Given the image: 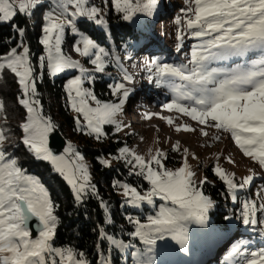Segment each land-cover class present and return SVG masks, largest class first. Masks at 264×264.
Listing matches in <instances>:
<instances>
[{
  "label": "snow or ice",
  "instance_id": "snow-or-ice-1",
  "mask_svg": "<svg viewBox=\"0 0 264 264\" xmlns=\"http://www.w3.org/2000/svg\"><path fill=\"white\" fill-rule=\"evenodd\" d=\"M103 4L107 7L109 0H103ZM184 4L186 7L180 10L182 15L174 18L178 26L176 50L182 49L186 36L198 42L192 45L190 54H186L187 62H166L158 57L146 61L143 69L146 79L172 94L170 102L163 104L165 110L216 129L217 135L213 139L217 141L223 133L230 134L244 156L264 169V0H184ZM47 6L50 10L44 16L39 39L46 55L39 57V63L52 77L67 70L79 71V75L69 79L65 86L71 109L79 114L76 117L77 130L103 141L108 136L105 125L115 126L116 132L130 127L121 117L135 92L131 86L135 83L133 74L124 67L117 52L102 46L78 26V22L86 20L108 28L104 8L90 0H55L54 4ZM159 6L160 0H111V8L124 21H132L138 14L151 17ZM44 7L43 0H0V23H11L18 14L31 17L37 9ZM13 27L19 37L25 36L26 28L15 24ZM67 31L73 34V51L89 60L93 66L91 70L64 50ZM131 58L130 54L124 57ZM234 58L243 62L227 66V62ZM109 66L117 68L122 76L120 81L108 85L116 100L102 101L85 84L94 82L97 73L107 74ZM5 72L13 75L19 90L17 102L26 110L19 124L22 131L20 143L36 160L52 166L53 172L70 185L76 202L83 204L90 196L98 197L89 166L76 147L69 142L62 154H56L49 147L50 134L58 125L44 113L37 90V80L42 76H37L30 59V48L23 39L16 47L0 53V90L5 83ZM156 115L159 114L146 113L145 117L151 119ZM160 118L169 125L174 124L172 117ZM6 122L7 106L0 95V264H92L87 254L76 247L55 245L60 224L56 214L59 204L53 201L40 179L28 174L18 158L8 151L6 145L12 142L15 146V138L5 127ZM175 130L195 132L197 129L184 124L177 125ZM200 131L204 136L209 135L203 128ZM172 150L180 152L179 141ZM189 155L185 148L182 165L176 169L166 166L169 156L162 149H157L155 154L150 151L146 160L145 156L125 146L113 158L125 161L129 175L142 177L151 185L142 194L129 183H114L113 187L123 189L126 204L135 208L145 203L155 207L156 197L164 202L154 215L147 216L146 223L131 215L126 217L134 226V231L128 235L144 245L143 251L135 253L134 264H155L157 242L169 237L187 252L188 224H206L209 211L215 207L214 200L203 190V186L209 183L208 178L197 179ZM216 159L213 171L227 186L233 201L237 199L238 189L252 185L259 176L250 169L251 174L237 179L234 172H227L219 165V156ZM229 162H233L231 158ZM100 163L111 166L108 159L101 158ZM258 195L261 197L259 203L256 200L242 202V210L236 218L264 236V219L258 217V214L264 216V187ZM101 207L106 214L105 224L111 225L109 206L101 201ZM30 222H35V236ZM97 231L98 239L108 244L107 255L99 244L96 246L100 264H112L114 250L125 252L136 248L131 241L109 235L103 226ZM250 243L247 239L233 243L225 256L226 264H264V247L252 250Z\"/></svg>",
  "mask_w": 264,
  "mask_h": 264
},
{
  "label": "rangeland",
  "instance_id": "rangeland-1",
  "mask_svg": "<svg viewBox=\"0 0 264 264\" xmlns=\"http://www.w3.org/2000/svg\"><path fill=\"white\" fill-rule=\"evenodd\" d=\"M43 2L45 3V7L43 9H40L39 12H35V15L29 17V20L31 22H36L40 20V22L36 24L38 26L39 34L38 42L40 37L42 36L44 16L46 15L47 11L50 10L47 5L50 3L54 4L55 0H43ZM90 2L92 4H95L96 6L104 8L105 13L109 8V5L105 7V5L103 4V0H90ZM110 2L111 0H109V4ZM184 5V0H160V6L153 16L147 17L143 14H138L136 17L133 18L132 21H130L139 30L148 33L149 35L151 34L152 40L156 42L160 47V49L156 50L157 53H159L157 55L154 54L150 56H133V52H131L128 47H124L125 44H123L121 48H118L116 43L114 42L111 43L110 46H107L106 44L100 42L98 39L94 38L89 32L85 30V27H82L81 23L78 22V26L82 31L86 32L92 38L96 39L102 46H105L110 50L117 52L122 58L124 67H126L135 78L134 85H131L135 88V92L130 97L129 102L126 104L125 112L121 117L124 124L130 125V127H126L122 131L116 132L115 126H109H111L114 132L125 137V140L131 143L130 146H127L128 148L133 149L138 154L145 156L146 160L149 158L150 151L152 154H155V151L157 149H162L163 151L168 153L169 159L175 162L174 165L172 164V166H167L166 162L169 159L165 161L166 166L171 169H176L182 165L183 150L187 148L190 153L188 160L192 166V169L197 173V179L205 177V174L207 172L211 171L214 173L213 167L217 163V156H219V165L224 168L227 172H234L236 174L237 179H241L244 176L251 174V172L249 171L250 169L259 173V176L254 179L252 185L244 189L237 190V199L235 201H233L231 198L229 204H224V206H228L226 207V213L224 214L228 213V216L230 218L226 220L229 232H233L239 229L243 231V233L246 235H255L264 239V236L260 235L258 230H254L253 227L243 225L242 222L236 218L239 216L240 211L242 210V202L244 200H256L258 203L261 201V197L258 195V193L261 188L264 187V169H261L250 157L244 156L243 152L235 144L230 134L223 133L222 138L217 141L213 139V137L217 135L216 129L199 125L197 122L191 120L190 117H186L182 114L176 113L175 111L169 112L165 110L163 108V104L170 102V100L172 99V94L166 88H157L154 83H149L146 79L147 74L143 70L146 61H150L151 59L158 57L166 62H187L188 55L186 54H190L192 45L198 42L195 39H192L191 41L194 42L185 44L186 41H184L182 49L179 52H177L176 50L178 45V41L176 38L177 33L174 32L172 29L174 23L171 18L177 10L180 11L181 8H184ZM32 26L34 28L33 24ZM21 39H23L24 44L28 46V43L25 38L20 37L19 42ZM73 44V34L70 31H67L65 36V44L63 45L64 50L69 55H71L73 59L80 60L86 68H89L91 70L93 66L90 64L89 60L75 53L73 51ZM39 47H41V49L40 51H38L37 59H32L31 51L30 59L37 70V76L41 77L43 75V69L40 67L39 57L45 56L46 52L42 44L39 43ZM142 51L143 50H141V52ZM129 54L132 58L130 60L124 59V57ZM251 58L256 57L252 56ZM242 62V59L234 58L232 61L227 62V66L232 67L235 66L236 63ZM106 73L107 74H95L97 76L96 80H99L101 79V77H104L106 80L109 81V84L121 80L122 74L114 66H109L106 69ZM63 75H65L64 92L61 95V100L70 108L76 121V117L79 114L71 109L65 86L69 79L73 78L76 75H79V71L75 69L67 70L65 73L59 74L58 76ZM95 81L92 83H86L85 87H90L94 91L93 85ZM17 93L19 95V91ZM104 96L105 99H98L102 101L116 100V97H113L110 91L104 93ZM89 103H91L92 106H95L94 102L89 101ZM23 112L26 114V110L24 108ZM146 113H158L159 115L152 116L151 119H147L145 117ZM161 116L172 117L174 120V124L169 125L165 119L160 118ZM80 119L83 122L82 116H80ZM184 124L191 125L197 130L195 132H177L175 130L177 125ZM201 128L207 131L209 135H202L200 131ZM177 141H179L180 152H175L172 150L173 146L176 144ZM69 142H71L76 147L77 151H79L80 154L84 157V162L87 163L89 166V171L92 178L91 182L93 183V176L91 173L92 160L88 156L83 155V153L77 148V146L73 143L72 140L66 143L65 147L63 148V151L68 146ZM11 150V148H8L9 152H11ZM16 157L18 158L21 166L27 170L28 174L37 176L40 179V181L49 190V193L52 198L50 187L43 180V176H45L44 173H37L36 170H39V168L35 165L29 167L30 165H32V162H23V160L30 161L32 159H35L32 154H30L27 149L23 147L21 157L19 155ZM229 158H231L233 162L230 163ZM42 167L45 168L44 166ZM122 192L123 189H120L121 195ZM141 192L142 194L145 193L143 191ZM154 199L156 201L155 207L152 205H147L145 203L142 204L140 208H138L139 213H134L131 215L141 219L142 222L146 223L147 216L154 215L156 211H158L159 205L161 203H164L158 197ZM122 204L123 206L126 205L125 201H123ZM128 205L133 207L130 204ZM144 205L148 206V208H144ZM258 217L260 219H264V216H260V214H258ZM213 218L214 217L210 215L209 211L206 224H199L196 222H190L188 224L187 252L183 251L180 246L170 237L166 238L163 241H158L154 251L155 264H200L199 261L201 262V264H210L212 260H218V257L222 255L221 251L224 246L221 247V249L215 251L212 249L210 250L208 247V245H210V239L212 238L211 234H213L214 236H219V232L217 231V224L220 220L216 221ZM258 227L259 225L256 226L257 229ZM230 238L227 239L226 243L230 242ZM129 241L136 244V248L126 250L125 254L131 253L133 261L129 262V264H134L136 259L135 253L137 252V250L143 251L144 245L138 239H134L132 237H130L128 242ZM259 247H264V245L259 244L258 246H255L253 250H257ZM229 251L230 249H228V252L226 254L224 253V256H226Z\"/></svg>",
  "mask_w": 264,
  "mask_h": 264
},
{
  "label": "trees",
  "instance_id": "trees-1",
  "mask_svg": "<svg viewBox=\"0 0 264 264\" xmlns=\"http://www.w3.org/2000/svg\"><path fill=\"white\" fill-rule=\"evenodd\" d=\"M184 6L186 7V5ZM39 11L40 9H37L35 12ZM35 12L33 15H35ZM177 15H182V13L179 10L175 12L171 18L173 23ZM106 19L108 20V28L99 27L86 20H82L80 23L94 38L107 46L114 42L118 48H121L125 44L133 52V56L159 54L156 50L160 49V47L152 40L151 34L149 35L139 30L130 21L122 20L120 15L111 8V2L106 12ZM39 22L40 20L31 22L29 17L18 14L11 23H0V53H5L11 47L18 45L20 37L17 29L13 27V24H15L26 28L24 38L30 48L32 59H37L38 51L41 49L38 42V26L36 25ZM177 27L174 23L172 29L176 33ZM191 40L192 38L186 36L185 44L194 42ZM141 50L143 51L141 52ZM64 78L65 75L51 77L43 69L42 79L37 80L39 99L44 113L52 117L58 125L57 128L65 137L66 142L72 140L83 155L88 156L92 160L93 184L96 185L99 196H90L83 204L78 203L74 199L70 185L58 173L53 172L52 166L48 162L36 159L23 160V162H32L29 167L35 165L39 168V170H36L37 173H44L43 180L50 187L52 199L59 204L56 214L60 219V224L57 227L55 245L74 246L79 251L85 252L92 264H100V259L96 254V246L99 244L101 249L105 250V255H107L108 244L106 241L98 239V228L103 226L109 235H114L117 239L122 238L125 242H128L130 239L128 233L134 230V226L128 223L126 217L139 213L138 208L131 207L128 204L123 206L122 202L126 198L120 194L121 188L113 187L114 183L117 181L129 183L143 192H147L151 185L142 177L129 175V166L126 165L125 161L113 159L119 155L120 148L130 146L131 143L126 141L125 137L114 132L111 126H104L108 136L103 141H97L93 137L88 136L86 132L77 130L74 115L67 104L61 100V95L64 92ZM3 79L5 83L2 90H0V95L5 99L7 106L5 127L11 130V135L15 138V146L10 142L7 144V148L12 149L11 153L13 155L21 157L24 146L20 143L22 131L19 128V124L23 121L25 113L23 112V107L17 102L19 97L17 92L19 90L13 75L5 72ZM108 85L109 81L104 77L95 81L93 88L98 98L105 99L104 93L110 91ZM101 158L110 160L111 166L102 165L100 163ZM166 163L167 166H172L175 162L169 159ZM205 176L208 178L209 183L203 186V190L215 202V207L210 210V215L216 221L220 220L217 224L219 236L211 234L212 238L208 247L210 250L215 251L224 246L221 251L222 255L218 257V260H212L210 264H226L224 253L226 254L231 245L239 239L249 240L251 242L249 247L252 250L259 244L264 245V239L261 237L246 235L239 229L229 232L226 223L228 219H225V217L229 216L228 213L224 214L228 206H224V204L230 203L231 194L228 192L224 182L219 180L213 172H207ZM101 201L109 206L113 220L111 225L105 224L106 214L101 207ZM144 208H148V206L144 205ZM228 238H230V242L226 243ZM111 260L112 264H129V262L133 261V258L131 253L125 254V252L114 250L111 253ZM199 263L201 264L200 261Z\"/></svg>",
  "mask_w": 264,
  "mask_h": 264
},
{
  "label": "water",
  "instance_id": "water-1",
  "mask_svg": "<svg viewBox=\"0 0 264 264\" xmlns=\"http://www.w3.org/2000/svg\"><path fill=\"white\" fill-rule=\"evenodd\" d=\"M66 143L67 142L65 137L62 135V133L58 128L53 133L50 134L49 147H51L56 154L62 153ZM35 226H36L35 222H30V227L33 229L34 236L37 234L35 232Z\"/></svg>",
  "mask_w": 264,
  "mask_h": 264
}]
</instances>
